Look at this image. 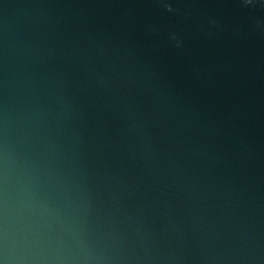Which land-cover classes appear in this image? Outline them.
<instances>
[{"label": "water", "instance_id": "95a60500", "mask_svg": "<svg viewBox=\"0 0 264 264\" xmlns=\"http://www.w3.org/2000/svg\"><path fill=\"white\" fill-rule=\"evenodd\" d=\"M0 264H264V0H0Z\"/></svg>", "mask_w": 264, "mask_h": 264}]
</instances>
